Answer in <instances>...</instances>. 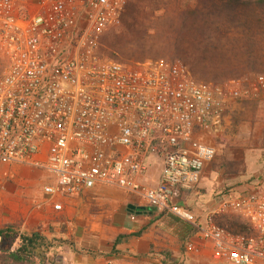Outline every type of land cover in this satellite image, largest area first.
Returning <instances> with one entry per match:
<instances>
[{
    "label": "built area",
    "instance_id": "built-area-1",
    "mask_svg": "<svg viewBox=\"0 0 264 264\" xmlns=\"http://www.w3.org/2000/svg\"><path fill=\"white\" fill-rule=\"evenodd\" d=\"M129 2L0 0V167L45 171L43 194L55 212L63 199L117 189L192 226L186 255L264 264L259 192H231L201 215L187 203L231 116L264 102V74L217 84L198 80L180 60H103V39ZM152 160L162 166L156 186L143 182ZM227 210L241 214L245 228L222 222Z\"/></svg>",
    "mask_w": 264,
    "mask_h": 264
},
{
    "label": "rangeland",
    "instance_id": "rangeland-1",
    "mask_svg": "<svg viewBox=\"0 0 264 264\" xmlns=\"http://www.w3.org/2000/svg\"><path fill=\"white\" fill-rule=\"evenodd\" d=\"M202 1L130 0L121 24L110 29L103 39L100 50L102 59L132 66L180 60L191 66V31L182 28L181 16L199 8ZM5 64L0 56V72ZM259 74H264V69L249 70L241 75L231 76L228 80H222L224 82L221 84L236 79L253 78ZM194 75L198 80L205 81L200 72H195ZM6 167L8 166L0 167V179L4 183V187L0 188V229L13 227L15 232L21 234L38 231L50 240H68L80 251L89 248L104 253L109 251V247H91L88 231L84 240H77L71 233L76 227L66 223L65 208L62 212H55L43 194V187L48 183L46 172L38 170V174H33L28 171L36 170L34 168L15 166L20 170L18 174H14ZM203 175L197 188L199 194L191 193L187 201L197 215L215 208L224 195L246 187L264 196V102L251 103L235 111L221 143L217 145L216 156ZM34 176L37 180L32 182ZM152 215L160 220L158 229L163 245L171 244L175 248V251L167 248L158 251L157 254L164 261L162 264H216L208 258L186 255L185 245L175 240V220L168 215ZM241 219V214L227 210L220 220L231 225L235 221H242ZM111 251L112 249L109 253ZM116 251L112 255L119 256L122 253ZM74 259V253L68 245H62L48 256L46 264H74ZM124 260L119 262L135 264L133 261ZM107 261L81 259L79 264H106ZM0 264L14 263L0 251ZM36 264L41 263L37 260Z\"/></svg>",
    "mask_w": 264,
    "mask_h": 264
},
{
    "label": "trees",
    "instance_id": "trees-1",
    "mask_svg": "<svg viewBox=\"0 0 264 264\" xmlns=\"http://www.w3.org/2000/svg\"><path fill=\"white\" fill-rule=\"evenodd\" d=\"M181 17L182 28L191 31L193 53L189 66L194 73L200 72L205 82L221 84L231 76L264 69V0H203L199 8ZM177 223L178 241L185 245L195 230L186 223ZM232 225L245 228L240 221ZM144 230L119 235L113 240L112 251L104 253L95 248L80 251L68 240H50L38 231L21 234L7 227L0 229V251L14 264H36L37 260L46 264L48 256L62 245H68L74 254L107 257L117 252L116 247L124 239L140 237Z\"/></svg>",
    "mask_w": 264,
    "mask_h": 264
},
{
    "label": "crops",
    "instance_id": "crops-1",
    "mask_svg": "<svg viewBox=\"0 0 264 264\" xmlns=\"http://www.w3.org/2000/svg\"><path fill=\"white\" fill-rule=\"evenodd\" d=\"M6 169L14 174H18L20 170L15 166H8ZM37 171V169L31 170L28 173L38 174ZM161 172L162 166L160 162L157 160L150 161L148 173L143 178V182L149 186H156ZM32 179V182L37 180L36 176L32 177ZM33 193L36 194V191ZM198 194L199 192L196 193V195ZM63 203L65 216L67 217L66 223L69 226L76 227L75 231H71V233L74 234L77 240H84V236L87 235L86 231H88L90 238L88 240L91 247H109L107 250L110 251L113 248L112 241L119 235H131L145 229L142 236L124 239L116 247V250L122 252L119 256L111 255L105 258H93L74 254V264H79L81 259H92L94 262L101 260L123 261L125 259L124 261L130 260L135 264H162V257L157 254L158 251L166 248L175 251L171 244L163 245L162 243L158 229L160 220H157L152 215L156 212L153 209H146V211L141 213L129 211L128 206L131 204L137 206L145 205L117 189L98 187L84 196L63 199ZM46 218H49V216ZM172 219L178 225V220L173 217ZM175 240H178L177 235ZM108 243H110L109 246ZM109 251L105 253H109Z\"/></svg>",
    "mask_w": 264,
    "mask_h": 264
},
{
    "label": "water",
    "instance_id": "water-1",
    "mask_svg": "<svg viewBox=\"0 0 264 264\" xmlns=\"http://www.w3.org/2000/svg\"><path fill=\"white\" fill-rule=\"evenodd\" d=\"M146 209H147V207H145V206H137V205H133V204L128 206V210L131 212L137 211V213H141V212L146 211Z\"/></svg>",
    "mask_w": 264,
    "mask_h": 264
}]
</instances>
